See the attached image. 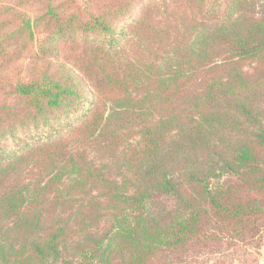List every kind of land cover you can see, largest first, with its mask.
<instances>
[{
	"label": "trees",
	"instance_id": "16d2710c",
	"mask_svg": "<svg viewBox=\"0 0 264 264\" xmlns=\"http://www.w3.org/2000/svg\"><path fill=\"white\" fill-rule=\"evenodd\" d=\"M133 2L2 39L1 61L36 24L45 62L0 99V264H259L264 0ZM67 34L83 55L51 65Z\"/></svg>",
	"mask_w": 264,
	"mask_h": 264
},
{
	"label": "rangeland",
	"instance_id": "374dc122",
	"mask_svg": "<svg viewBox=\"0 0 264 264\" xmlns=\"http://www.w3.org/2000/svg\"><path fill=\"white\" fill-rule=\"evenodd\" d=\"M112 1L116 0H0V45H3V48L12 43L17 45L16 40L11 43H7L2 39H4L5 35H7V33H9L12 29L20 25V15L25 16L27 19L32 21L39 18L41 14L47 12L49 8L52 9V6H56L60 3L61 5L54 11L57 14H60L63 19H66L68 16H72L73 23L76 25L82 21L86 22L91 16L98 15L105 9L103 5ZM133 1H135V3L133 2V5L142 7L143 5L147 6L150 0ZM136 12L137 8L131 15L133 16ZM129 17L123 18L121 22L126 21ZM121 22L117 21L115 27L118 28L121 25ZM31 30L34 31V37L33 39L21 42L20 45L23 46V50L20 51L18 48L15 55H13L12 52L11 54L4 56L2 61L0 58V99L7 98V102L10 104H12L15 100V96L12 95L10 91L12 83L16 81L27 82L30 79H38L41 74L40 71L44 66L45 60L30 56L33 48H35V46L39 47V41H41L40 39L42 38L36 24L31 27ZM50 45V58H47V56L46 58L50 60L51 65H54V62H56L57 59L66 58V56L71 58L72 56L75 57L78 52L80 55H83L85 47V43L82 42L81 37L75 35L71 38V35L68 34L63 36L61 39L51 41ZM10 51L12 50H8V53ZM59 51L60 55H58ZM51 65L50 69H52ZM262 93L263 92L256 96V100H253V98L250 100L252 101V113L256 117L255 126H264V94ZM251 128L252 126H248V124L238 126L233 131V135L234 133H237L238 137H241L240 135H243L244 132L250 131ZM226 137L232 141L235 138L234 136H232V138L227 135ZM209 157L215 156L213 154ZM191 163L192 161L190 164ZM208 163L209 162L201 161L198 169L202 170L206 168ZM258 262L259 264H264V236L262 244L259 248ZM208 264H210V261Z\"/></svg>",
	"mask_w": 264,
	"mask_h": 264
}]
</instances>
